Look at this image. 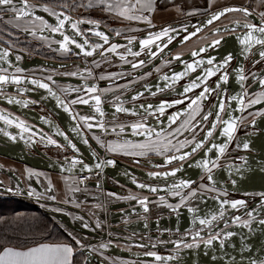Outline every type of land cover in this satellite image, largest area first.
Returning a JSON list of instances; mask_svg holds the SVG:
<instances>
[{
    "label": "flooded vegetation",
    "instance_id": "1",
    "mask_svg": "<svg viewBox=\"0 0 264 264\" xmlns=\"http://www.w3.org/2000/svg\"><path fill=\"white\" fill-rule=\"evenodd\" d=\"M14 1L25 2V0ZM114 1L115 0H105V3L113 4ZM118 1H122L127 4L134 2L135 0ZM173 1L176 0H170L168 4L173 3ZM26 2L28 4L39 5L41 8L47 6L56 13H63L64 15L71 17L72 22L84 21L83 23L77 24L79 33L72 30L68 24H66L65 28L61 31H63L64 34L68 35L70 38L74 37L77 42H80L83 45L85 51L92 50V47L97 44L102 45V47L96 48L92 56L84 55V52L77 49L74 44L68 45L71 50L65 52L61 48L63 38L59 33L53 31H42V33L45 34L44 36L47 37L43 40L45 43L40 44L42 45L41 47L37 46V41L30 39L27 35V37H29L28 39L22 32L23 30L19 31L13 27L16 26L14 25L15 22H8L5 19L9 11L0 10V23L8 29V31L3 33V37H0V45L4 46L5 50L13 54H20L21 56L26 55L29 60L41 58L47 61L70 64L64 68L38 66L30 68L26 71L19 68L22 70L20 72H17L16 69H5L6 71L0 72V74L29 76L52 85L69 105L71 112L74 115L76 126L73 124L72 129L75 131L76 140L78 139L79 144H84L87 148L93 151L96 157L101 160V162L103 161L106 164V168L114 169L113 171L120 173V175H124L127 178H124L125 181L128 180L136 184H145L149 187H156L158 191L161 189L174 190V192L178 191L180 192V195L185 196L187 199L183 204H181L180 195H173L174 192L170 194L142 192L127 188L121 182L111 177H107L106 183L107 186L111 188L110 190L106 188V184L103 181V174L99 172L82 175L89 176L85 182L78 181V178L82 177L81 175L72 177L57 174L64 176L66 185L70 182V178H74L79 186L76 189L78 191L74 192L79 193L78 197H76L77 195L71 193L63 195L61 194L63 188L60 185H57L53 180V183H51L50 180L44 176L45 174L42 171L34 170L26 164L1 155L0 157L25 165L31 170L40 172L41 175H30L28 177V184L26 181L28 178L24 176L21 168L15 166H4L2 162H0L4 166L2 167L0 164V188L13 191L6 192L0 189V193L16 197L19 196L28 200L32 205L37 207L42 206L45 208V212L52 218L54 217L51 213H55L58 214V216L68 217L74 224L82 225L88 229L97 228L98 230H101V232H107L111 237V240L106 241L110 242L112 245L115 244L123 249L138 253L155 252L157 255H161L165 258L171 257L173 260L180 258L185 259L186 253L193 254L194 251L199 250L201 247L212 246L215 242L221 243V241H223V245H226L225 242L229 239V237L226 239V233H233L231 231L233 228H237V226H245V224H247L246 228L249 229L255 222L264 220V212H262L264 211V190H253L249 193L233 192L229 188V186H232L233 183L231 180L226 179L227 175L220 174L218 179L214 176L215 171L223 169L227 166L254 162L257 160V155L259 154V151L256 149L260 148L262 152L264 150V147L262 148V145L264 146V131L252 126L253 121L264 114V108L259 110L255 109L257 105L264 103V83H262V81H264V58L258 57L260 56V51L251 53L245 61V79L243 81L245 92L244 110L242 112L235 137L232 139L225 153L216 162L218 167H213L212 172L210 173L213 177L212 181L208 180L209 173L205 171L191 184V187L181 190L173 188V185L179 184L181 180H190V174L187 172L188 168H184V165L186 163L188 164L195 154L186 157L183 161H173L171 164H167L165 162L166 156L187 153L191 149V144L183 147L181 149V153H176L173 148L171 151L165 152L163 155H157L153 152L145 156H134L132 158L124 157V152L122 154H113L110 148V146L122 145L125 142L132 144L146 142L147 137L143 134V130L138 129L136 131L140 134H134L133 129L130 126L136 123L152 125L155 122L154 119L156 115L154 114L142 115L139 113L133 114V112H117V107L139 104L143 105V109L147 110L148 108L158 107L151 104L152 102L160 103L165 101L167 103H171L172 101L181 99L184 100V103L169 106L160 118H165L166 122L160 124L159 127H149L153 129L151 134L152 139H160L161 141L170 139L169 141H171L172 145H177L178 143L176 142L182 143L184 141L193 140L199 142L205 139L207 131H209L212 124L215 123V121H213L215 116L219 114L221 116V120H224L226 115V106L224 107V112L220 113L218 108L213 111V105L216 102L214 97H211L206 102H204L205 100L198 101L201 110L195 115L194 119L189 121L190 113L188 110L183 116L177 120L175 119V123L173 125H171L167 130H164L167 123L173 122L170 121V117L177 115L182 107L188 106L189 103H191V99L195 98L199 90L183 95L178 94L184 93L182 89H179L177 92V87L188 86L193 82L191 79V71H187L185 79L175 87L165 88L164 90L161 88L173 81L171 76H173L174 73H177V69L179 67L191 64L196 60V58L198 59L203 56L200 55L193 57L191 54L192 52L204 48V46L211 43V41L216 38V29L220 30L222 37L229 36L245 31V28L242 25L245 22L255 23L253 19L245 17L243 13L234 12L240 13L241 16H239L236 20H232V22L227 26L235 27L236 21H239L241 26L236 28L235 33H229L224 32L223 29L225 25H220V22H223L224 18L228 15L227 14L201 33L185 41L183 45L176 47L171 53L163 58V54L167 48L171 47L180 39L188 35V29L190 27L193 29L195 27L194 25L199 23L201 19L207 15L229 6L216 8V10L214 9L211 12H202L197 16L189 15V9L186 12H180V14L176 15L174 18L166 20L157 19L153 15L147 16L146 18H150L152 24L155 25V27H151L139 20H128L114 14L112 10L106 8L105 3H101V0H26ZM160 2L161 0H155L156 6L158 4L163 5ZM89 4L92 6L89 7ZM171 7L173 8L171 5L162 9L157 7V11H172V9H170ZM238 7L247 8L261 20L264 19L260 16V12L255 7L240 5ZM53 19L55 20L54 17ZM89 21L93 23H89ZM185 26H187V31H184ZM128 27L129 30L134 29L135 31L126 32L125 30ZM165 27H172L178 29V31L171 33L172 42L168 44L167 47H164L163 51H160L157 47V45L163 44V40L157 41L156 45H152L149 48L141 50L139 43L141 39L147 38L150 33L159 32ZM96 31H101L106 34L109 37L108 42L105 43L100 37L95 35ZM117 33H119V35H117ZM209 35L212 37H207ZM47 38H49L52 42H49ZM130 39L133 41L131 44L129 43ZM85 40L87 41V44H84ZM27 44H29V49L24 48ZM113 44L119 45L120 47H118L115 52H109L108 49ZM129 48H131L133 52L140 51V55L134 56L130 54L128 51ZM5 50L0 51V53L6 52ZM149 53L155 54L149 55ZM121 55L125 56L126 59L121 60ZM176 55H180L181 59L185 57L191 58L184 62H180L181 59L176 60L175 58H172ZM140 61H145V63L140 64ZM134 63L139 66L135 68L132 67ZM235 63L236 61H232L228 65L224 66L222 72L226 71L227 74L231 73ZM166 76L168 77L167 80L165 79ZM63 78H75L79 82H64L61 81ZM213 81L208 88L213 85ZM15 87L17 86L11 83L0 84L1 100L4 99L8 101L9 99H14L21 101L19 104L0 103V115L5 118L0 119V121L3 122L6 127L15 130L21 135H29V140H26L29 143V145L27 144L28 146H26V150L30 156L37 155L38 150H40L45 156L59 162L70 161L72 163L73 160L82 161L83 163L73 164L82 168V166L86 164L85 159L82 156L76 155L73 150L62 142V140L55 138L46 130L37 127L31 120L26 119L17 110L26 109L30 114L38 113L54 119V112L47 104L48 100L44 94L36 92V94H34L35 97L31 95L24 96L23 94L15 92L11 89ZM88 87H95L98 90L95 93H89L86 91ZM97 95L100 96L102 101L99 107L104 113L103 116L95 110L96 105L94 97ZM206 95L207 93H205V97ZM79 97L88 99L89 103H77L75 105L70 103L71 100ZM221 97H225L224 105H227L226 98L228 97V89H226L225 95L223 93ZM258 99L261 101L260 103H251V101ZM192 108L195 109L196 105H192ZM209 111H213L212 116H209L207 121H203L202 117ZM84 117H89V119L85 121L83 119ZM5 120H11L13 123L8 124ZM21 121L23 122L24 127L28 128L27 126L29 125V131L22 132L20 128L16 127V124ZM185 121H189L186 128L182 127ZM101 123L103 124V128L100 126ZM89 125H91V127H89ZM221 126L222 124H217L216 129L219 130ZM177 128H181V131L177 132ZM192 129H194V131ZM158 131L163 132L160 133ZM156 133H159L160 136L157 137ZM215 133L216 132L213 133V136ZM181 134L182 138L177 140L178 136L180 137ZM246 134L255 139V141L251 143L252 148L250 149L239 147V143L237 142L239 136ZM172 136L173 139H171ZM211 138H207L205 145L208 144ZM17 139L20 138L17 137ZM49 140L56 141V144L50 143ZM75 148H77V146H75ZM88 152L91 154L90 151ZM262 158L264 159L263 154ZM109 160L114 161V164H107V161ZM156 165L163 166L156 167ZM175 168L181 169V171L176 173L175 176L153 177L149 175L151 172L164 173ZM120 170H123V172H120ZM46 173L56 174L54 172ZM15 176L21 181L23 187L19 181L15 179ZM95 182L100 183L101 187L89 186L90 183ZM205 183L212 189L211 191L201 188L200 185ZM50 186L51 190H49ZM234 186L236 187V185ZM66 187L67 186H65V188ZM71 187L73 188L74 186L71 185ZM66 189L69 190L70 188L67 187ZM115 189H118V191H115ZM22 191L27 193L34 191V194L23 195L20 193ZM192 191L197 192L195 197L190 196ZM53 196L55 199H50V197ZM132 196H134L135 199L128 198ZM161 197H163V199H161ZM141 199L147 201V207L149 208L148 212H145L144 206L140 204ZM235 201H244V203L237 204L236 207L233 208L231 205L232 202ZM124 203H127L128 206L114 210L110 208V206L114 204L118 205ZM211 203H215L217 205L212 210H210L209 207ZM167 204H180V207L176 211H173L166 206ZM130 208H134L136 212L139 211L140 213L135 216H131L130 218H126L121 222L132 218L133 220H130V222L134 221L136 223L133 225V230H138L137 232L146 230L148 231L146 235H133L131 234L132 232L125 229L126 233L122 234L123 229L120 227L121 224H119L121 222H113L117 219L114 216V213H121L125 209ZM189 208L193 209V211H189ZM221 210H223V215H221ZM172 216H176V220L179 219L178 222H175L173 225L171 220ZM213 216L216 217L215 220H212ZM236 217H239L240 219L237 220ZM180 219H186L188 222L183 223ZM201 219L211 221V224L201 225ZM98 222L99 227H97ZM57 223L69 234L70 237L73 235L84 237L85 240L82 239L83 247L90 246L91 250L98 253L107 264H119L124 261L125 264H182L179 262L164 261H137L136 263L134 260L117 257L109 253L105 255L97 250L99 239L73 231L64 225L65 222H62L61 224L57 220ZM225 225H227V227ZM103 229H105V231ZM209 233L219 235V239L213 240L211 245L206 243V241L210 238ZM193 237H196V239H193ZM143 243L154 248L149 249L147 246L142 245ZM177 244H179V247H177ZM188 244H191L192 247H187L186 245Z\"/></svg>",
    "mask_w": 264,
    "mask_h": 264
},
{
    "label": "water",
    "instance_id": "2",
    "mask_svg": "<svg viewBox=\"0 0 264 264\" xmlns=\"http://www.w3.org/2000/svg\"><path fill=\"white\" fill-rule=\"evenodd\" d=\"M229 7L244 8V7H238V6H229ZM221 9H224V8H221ZM211 14L201 19L199 23L194 25L195 27L193 29L190 27L188 29L189 31L188 35L190 33L196 32V34L192 36L194 37L197 34L204 31L209 26L216 23L217 21H214L210 25L206 23L207 19L211 16ZM249 18L253 19V21L258 26L260 25L261 19L257 17V15H255L253 12H252V15L249 16ZM197 26H198V29H197ZM247 31L248 30L245 29V31H241V32L229 35V36H225L223 37L221 44L216 45L215 47H213L211 43L204 46V48L205 47L207 48V51L201 52V55L203 56L198 59L196 58L195 61L199 59H204L205 64H203L202 67L201 66L197 67V70L195 72H192V78H191L193 80L192 83H196L198 86L194 88L193 90L189 91V92H195L199 90L195 96L196 98L197 95L200 94L205 87H208L211 84V82L214 80L213 85L210 87V89H214V91H210L209 93H207L206 98L204 99L205 100L204 102H206L211 97L215 98L216 102L213 105V111H214L215 109L218 108L216 107V105H218L221 102L225 103V97L223 98L221 96L223 93L225 95L226 89H228V97L226 98L227 105H225L226 115H225L224 120L235 118L237 127H238L242 112L244 110V103L243 105H241L239 103V100L243 99V101L245 102V92H244V86H243L244 80L241 81L239 77L240 75L244 76V64H245L246 59L249 57V55L251 53L264 50V46L255 45L250 49V51H245V46L240 43V41L237 39V36L242 37L244 34H246ZM186 37L180 39L177 43L167 48V50L163 54V58L167 56L169 53H171L176 47L183 45L185 41L189 40V39H186ZM2 50H5V48L4 46L0 45V51ZM5 51L8 52L9 55L7 57H2L3 52L0 53V57H2L0 58V68L2 69L15 70L17 68H21L23 71H26V70H29L30 68H34L38 66H44V67L46 66L50 68H64L70 65L67 63L63 64V63L54 62V61H47L41 58H34L32 60H29V58L26 55L21 56L20 54H13L7 50ZM229 55L232 56V60L228 62L227 65L231 63L232 61H236V63H235V66L232 72L227 74L228 75L227 82H224L222 77L226 73V71L225 72H222V71H223L224 66H226L224 63L225 58ZM18 57L19 59H17ZM172 58H175V57H172ZM190 58L191 57L182 58L180 62H184ZM208 58L213 59L212 65H208L206 63ZM217 65L220 66L219 70H217ZM209 68H211L215 72V74L210 77H205V72ZM180 72H187L186 65H182L181 67L177 69V73H180ZM177 73H174V75H176ZM6 76L10 78V81L8 83H11V84H14L11 82V78L13 76L19 77L22 80L21 84L19 85L14 84L17 87L11 88L15 92L23 94L24 96L31 95L33 97H35L34 94H36V92H41L42 94H44V96L48 100L47 104L52 108L54 112V116L56 120L55 118L52 119V118L46 117L38 113L30 114L29 111H27L26 109H23V110L17 109V110L26 119L31 120L37 127L43 130H46L47 132L52 134L55 138L62 140V142L65 143L67 147H69L71 150H73V152L76 155L82 156L85 159V163H86L85 165L88 166V168H91L92 171H88V168H86L85 165L82 166V168L81 167L79 168L78 165H73V163H71L70 161L59 162L57 160L51 159L45 156L40 150H38L37 155L30 156L26 150V146L29 145V143L26 141L29 138V135L28 134L21 135L15 130H12L11 128L6 127V125L0 121V155L1 156H5L7 158H10L15 161L26 164L37 171L54 172L56 174H62V175H67V176H72V177L76 175L82 176L86 174H94L96 172H99L103 174V177H104L103 181L106 184V188L110 190L111 188L107 186V183H106L107 177H111L121 182L127 188L142 191V192L160 193V194H166V193L170 194L174 192V190H166V189L164 190L161 189L160 191H157V192H151L149 191L148 185L144 184L146 187L140 188L139 187L140 184H136L128 180L125 181L124 178L125 179L127 178L124 175H120V173L113 171L114 169L106 168V164L103 161L101 162V160H99L96 157L93 151L87 148L84 144H79L78 139L76 140L75 131L72 129L73 124L76 126L74 115L71 112L69 105L64 101L63 97L59 94L57 90H55V88L52 85L48 84L45 81L38 80V79L29 77V76H23V75H6ZM201 77H204V79H200ZM184 79H185V76L175 82L172 81L171 83L163 86L161 89L164 90L165 88L175 87L176 85L180 84V82ZM32 80H35L38 83L47 84L48 88H50L52 92L55 93V95H52L51 92H49L47 88H40L37 85L32 84L31 83ZM61 81L74 82V83L79 82L75 78H63L61 79ZM185 87L186 86L177 87L176 88L177 92L179 89L183 90ZM178 94L183 95L186 93H178ZM12 100L17 101L14 99ZM58 101H62L63 103H60ZM0 103L10 104L7 100H4V99L2 100L0 99ZM162 103L165 105V107H164V111L161 113L159 105H161ZM13 104H19V103L13 102ZM151 104L158 106V107H152V108H148L150 110L148 109L145 110L143 109V105L137 104V105H132V106L124 105V106L117 107V108L128 110V111H121V112H128V113L135 112V113H139L142 115L154 114L156 115L154 119L155 120L154 124L152 125L146 124V125L148 127H152V126L159 127L160 124H162L163 122H166L165 118L164 119L163 118L160 119V118L162 117L164 112L168 109V107L172 106V104L167 103L165 101H162L160 103L152 102ZM65 105L70 109V111L64 110ZM188 106L182 107L179 110L178 114L176 115V120L180 118L181 116H183L188 111ZM261 108L262 109L264 108V103H261L255 107V109H258V110ZM213 121H215V119H213ZM174 123L175 121H173L172 123L170 122L167 123V125H165L166 128L164 130H167ZM252 126H255L259 128L260 130L264 131V114L259 116L257 119H255L252 123ZM27 127L29 128V125ZM223 127L224 125L222 124L221 128L216 131V133L210 139L208 144L205 145L204 143L202 149L200 148L201 150L199 152H197L199 149L193 152L192 154H195L194 157L188 162V164L186 163L187 165L185 164L186 166L184 165V168H188L187 172L190 174L189 181H191L192 183L206 171L202 167H199L200 163L204 160H210V161L217 162L218 159H220L221 156L225 153L232 139L235 137L236 132L233 134V138L229 141L228 138L223 135V132H222ZM237 127H236V130H237ZM158 132L161 133L163 131H158ZM5 133H8L10 135H6ZM12 136H15L16 139L13 140L11 138ZM17 137H19L21 140L17 139ZM254 141H255L254 138L246 134L243 136H239L237 142L239 143V147L245 148L244 144H247L248 145L247 148L250 149L252 148L251 143ZM213 143H215L218 147L211 148V145ZM72 145L77 146V148H73ZM220 145H226L223 153H220L219 151ZM263 147L264 146L262 145V148ZM256 150L259 151V154L257 155V160H255L254 162L230 165L223 169L217 170L214 172L215 178L218 179L220 174L227 175L226 179L231 180V182L233 183L232 186H229V188L233 192L249 193L253 190L263 191L264 190V159L262 158V154L264 157V150L263 152L260 148ZM88 151H90L91 154ZM189 151H191V149ZM92 154L95 157V159L92 156ZM186 157H189V156H186ZM97 164H101L102 167L97 169L96 168ZM120 172H123V170H120ZM15 179L18 180L19 183L21 184V181L16 176H15ZM234 185H236V187ZM21 186L23 187L22 184ZM89 186L90 187H93V186L101 187L100 183L98 182L90 183ZM185 188L187 187H184L181 189H185ZM0 189L6 192H13L5 188H0ZM181 189H177V190H181ZM115 191H118V189H115ZM20 193H22L23 195L24 194L29 195L25 191H22ZM126 206H128L127 203L118 204V205L114 204L110 206V208L114 210V209L123 208ZM215 206H217L215 203H211L209 205L210 210L214 209ZM138 213L140 212L139 211L136 212L134 208L125 209L121 213H114V216L117 219L113 222H117V223L121 222L124 219L130 218L131 216H135ZM51 215L55 217V219L58 220L61 224L62 222H65L64 225L67 228H70L71 230L76 231L78 233L92 236V237L99 239L97 250L105 255L109 253L117 257L128 258V259L134 260L136 263L137 261L157 262V260H155V257L148 255V253L133 252L127 249H123L119 247L118 245H115V244L112 245L110 242L106 241V240L108 241L111 240V237L108 235L107 232H101V230H98L97 228L88 229L82 225L74 224L66 216H58V214H55V213L53 214L51 213ZM130 220H133V219L131 218V219H128L127 221L119 223L121 224L120 227L123 229L122 234L126 233L125 230L132 232L131 234L133 235H146L148 233V231L146 230L141 231V232H137L138 230H133L134 229L133 225H135L136 223L134 221L130 222ZM171 220H172V225H173L175 222H178L179 219L176 220V216H172ZM180 221L183 223L188 222L186 219H180ZM103 230L105 231V229ZM231 231L234 233V235L229 237V239L226 238L227 239V241L225 242L226 245H223L219 242L218 243L215 242L214 245L212 246L201 247L199 250L194 251L193 254L186 253L185 255L188 258L185 257V259L180 258L177 260L176 259L173 260V258H171L170 260L165 259L163 261L164 262H179L182 264H263L264 263V223H261V221L255 222L254 224L250 226L249 229H247L245 226H237V228L235 227ZM134 232H137V233H134ZM225 232H228V231H225ZM142 245L147 246L149 249L154 248L144 243ZM81 252L85 256V259H84L85 264H107L105 263L104 259L100 257L98 253H95L94 251L91 250L90 246L83 247L81 249ZM137 264H141V263H137Z\"/></svg>",
    "mask_w": 264,
    "mask_h": 264
},
{
    "label": "snow or ice",
    "instance_id": "3",
    "mask_svg": "<svg viewBox=\"0 0 264 264\" xmlns=\"http://www.w3.org/2000/svg\"><path fill=\"white\" fill-rule=\"evenodd\" d=\"M140 0H137V3L139 4ZM101 3H105V0H101ZM92 5L89 4V7H91ZM105 6L107 9L112 10L113 9V5L111 3H105ZM116 7H120L119 5H117ZM0 8L7 10L9 12L15 13L16 14V18L20 19L22 17L25 16H31L33 15V13L31 11L28 10L29 6L25 0L24 4L22 7H18L17 4L14 2V0H0ZM142 8H147L148 10H154L153 9V5L151 0H148V2H146L144 5H142ZM42 11L47 12L50 16L54 17L55 20L57 21L56 25H52L49 24L46 20H44L42 17L37 16L36 19L39 20L41 22V24L46 27L51 29V31L59 33L61 35V37L63 38V43L61 44V48L65 51L68 52L71 49L68 47V45L70 44H74L75 47L77 49H80L81 51L84 52V55L86 56H92L96 50V48L102 47V45H95L94 47H92V50L90 51H85L83 48V45L80 42H77V40L72 37L70 38L68 35H65L63 31H61L62 29L65 28V25L70 23L71 21V17L64 15L63 13H56L55 11L49 9L47 6L42 8ZM136 11V9L131 5H127L121 8V10L118 12V15L128 19V20H139L142 23H146L151 27H155V25L152 24V21L150 18H146L144 16H140V15H129V12H134ZM233 12H240L243 13V15L245 17H249L252 15V12H250L247 8H237V7H227L224 9H221L217 12H214L211 14V16L207 19L206 23L207 24H212L214 21H218L221 19V17L226 16L228 13H233ZM193 13H189V15H192ZM260 16L262 18H264V12L260 13ZM84 21H76V22H71V28L73 30H75L77 33H79V30L77 28V24L78 23H83ZM89 23H93L91 21H89ZM236 27H230L225 25L224 26V32H229V33H235L236 32V28L240 27V22L236 21L235 22ZM245 29H247L248 31L246 32V34H244L242 37L241 36H237V39L240 41V43L242 45L245 46V51H250V49L255 46V45H260V46H264V19L261 20L260 25L258 26L255 23H250V22H245L242 25ZM98 27V25H97ZM198 29V26H197ZM178 31V29L172 28V27H165L162 28L159 32L156 33H150L147 38L141 39L140 40V48L141 50L145 49V48H149L152 45H156L157 41H162L163 40V44L162 45H157V47L159 48L160 51H163L164 47H167L168 44H170L172 42V32ZM184 31H187V26H185ZM196 32L190 33L186 39H191L193 35H195ZM95 35H97L98 37H100L105 43L108 42L109 37L104 34L101 31H96ZM117 35H119V33H117ZM215 39H213L211 41V45L213 47H215L216 45H220L221 41L223 39L221 32L219 29L215 30ZM166 38V39H165ZM133 41L130 39L129 43L131 44ZM84 44H87V41H84ZM120 47L119 45H111V47L108 49L109 52H115L116 49ZM129 53L134 55V56H138L140 55V51L137 52H133L131 48L128 49ZM203 51H207V48H201L198 49L194 52H192V56L196 57V56H200L201 52ZM155 53H149V55H154ZM9 55L8 52H4L2 54V57H7ZM260 57L264 58V50H261L259 52ZM0 57V58H2ZM19 59V57L17 58ZM121 60H125L126 57L121 55L120 56ZM176 60H180L181 56L180 55H176L175 56ZM232 60V56L229 55L225 58V65H227L228 62H230ZM145 61H140V64H144ZM206 63L208 65H212L213 64V59L209 58ZM203 64H205V60L204 59H199L197 61H195L194 63L191 64H186V70L187 71H191V72H195L197 70V67L202 66ZM139 65L137 64H133L132 67H138ZM219 65H217V70H219ZM6 71L5 69L0 68V72H4ZM17 72L22 71L21 69L17 68L16 69ZM242 71V70H241ZM215 72L209 68L206 72H205V77H210L212 75H214ZM186 75V72H180L177 73L176 75H174L172 77V80L175 82L181 78H183ZM165 79L167 80L168 77L166 76ZM200 79H204V77H201ZM222 79L224 80V82H227L228 80V75L227 73H225L222 77ZM239 79L241 81H243L245 79V77L243 75H240ZM10 81V78L6 75H2L0 74V84H6ZM11 82L14 84H21L22 80L19 77H15L13 76L11 78ZM32 84L37 85L40 88H47L49 90V92H51L52 95H55L54 92H52V90L50 88H48V85L45 83H38L35 80L31 81ZM262 83H264V81H262ZM198 85L196 83H190L188 86H186L183 91L184 93H188L189 91L193 90L194 88H196ZM97 88L95 87H88L86 89L87 92L89 93H95L97 92ZM210 91H214V89H210L208 87H205L203 89V91L197 95L196 98H192L191 99V103L188 106V110L190 113L189 116V121L191 119L195 118V115L199 113V111L201 110L200 105L198 104V101H203L206 97H205V93H209ZM95 100V105H96V112L99 113L101 116L104 115L103 111L101 110V108L99 107V105L102 103L100 96H95L94 97ZM9 103H21V101L17 100V101H13L12 99L8 100ZM60 103H63L62 101H58ZM261 101L258 100H254L251 101V103H260ZM71 104L75 105L77 103H81V104H88L89 100L88 99H84L83 97H79L77 99H73L70 101ZM172 105H178V104H182L184 103V101L181 100H175L171 102ZM239 103L241 105H243L244 101L243 99L239 100ZM192 105H196V108L193 109ZM26 106V105H25ZM164 107L165 105L162 103L161 105H159L160 111L161 113L164 111ZM216 107H218L219 112L223 113L224 112V103L221 102L218 105H216ZM65 111H70V109L65 105L64 108ZM117 112L120 111H128L127 109H121V108H117L116 109ZM133 114H135V112H133ZM209 116H212V112L209 111L207 114H205L202 117L203 121H207ZM0 119H5L2 115H0ZM85 121H87L89 119V117H84L83 118ZM176 119V115H173L172 117H170V121H175ZM189 121H185L184 125L182 127H187V124L189 123ZM6 123L8 124H12L13 121L11 120H5ZM217 124H223L224 127L222 128V132L223 135L225 137L228 138V140L230 141L233 138V134L236 132V120L235 118L233 119H228V120H221V116L219 114H217L215 116V123L212 124L211 128L209 131H207L206 133V137L205 139L196 142L195 140L193 141H184L182 143H180L178 146L177 145H172L171 141L168 142H164L161 141L160 139L157 140H153L152 139V132L153 129L149 128L147 125L143 124V123H136L131 125L130 127L133 129V133L134 134H140L139 132H137L136 130H143V134L147 137L146 142L144 143H139V144H132V143H128L125 142L122 145H113L110 146L111 150H116V148H122L124 149V154L125 155H133V156H145L149 153H156L157 155H163L165 152L171 151L173 148L175 149L176 153H181V149L183 147H185L188 144H191V151L187 152V153H181L179 155H170V156H166V160L165 162L167 164H171L173 161H183L185 160L186 156H190L192 155L193 152L197 151L198 149L202 148L204 143L206 142L207 138H211L213 136V133L216 132V126ZM101 128H103V124L101 123ZM16 127L20 128L22 132H27L29 131L28 128L24 127L23 122H19L16 124ZM89 127H91V125H89ZM194 131V129H192ZM177 132L181 131V128H177L176 129ZM6 135H10L8 133H5ZM156 136L159 137L160 134L156 133ZM13 140L16 139L15 136L11 137ZM67 139V138H66ZM50 143L52 144H56V141L54 140H49ZM59 146V145H57ZM73 148H75V145H72ZM218 146L213 143L211 145V148H217ZM226 145H220L219 146V151L220 153H223L225 150ZM244 147L247 148L248 145L244 144ZM73 164L76 163H83L82 161H76L73 160L72 161ZM108 164H114V161H107ZM211 165V166H210ZM163 165H156V167H161ZM86 168H88V166L85 165ZM102 165L101 164H97L96 168L99 169L101 168ZM199 167H202L203 169H205L209 175H208V180L212 181L213 177L210 174L212 172L213 167H218V165L216 164L215 161H210V160H204L200 163ZM88 171H92L91 168H88ZM181 171L180 168H175L173 170H171L170 172H151L149 173L150 176L153 177H168V176H175L177 172ZM191 181H184L181 180L179 184H174L173 188L174 189H181L184 187H191ZM140 188H145L146 186L144 184H140L139 185ZM201 187H204V185H201ZM49 190H51V186L49 188ZM149 191L151 192H157L158 189L156 187H149ZM29 195H33V192H29ZM112 195V194H110ZM173 195H180V192L176 191L173 193ZM197 195L196 191H192L190 193V196L195 197ZM129 199H135L134 196L132 197H128ZM50 199H55V197H50ZM161 199H163V197H161ZM186 197L183 195H180V200H181V204H183L186 201ZM222 203H227V202H222ZM244 201H235L232 202V207L235 208L237 204H243ZM140 204L144 206V211L148 212L149 208L147 207V201L144 199L140 200ZM168 208L172 209L173 211H176L179 207L180 204L177 205H172V204H167L166 205ZM189 211H193V209L189 208ZM221 215H223V210H221ZM216 217L213 216L212 220H215ZM237 220H239V217H236ZM261 223H264V220L261 221ZM200 224L201 225H205V224H211V221L208 220H204L201 219L200 220ZM227 227V225H225ZM97 227H99V222L97 223ZM245 227H247V224H245ZM71 235V234H70ZM233 233L229 232L226 233V238L232 236ZM210 238L206 241L207 244L211 245L213 240L219 239V235L218 234H212L209 233ZM73 239L76 241L77 244H80V241L77 240L75 237H73ZM193 239H196V237H193ZM221 244H223V241H221ZM187 247H192L191 244L186 245ZM80 247L83 248V245L80 244ZM177 247H179V244H177ZM75 253V249L70 245V244H57V245H50V244H41L40 246L37 247H30V248H26V249H17V248H13V247H4L3 249H0V264H72V257L74 256ZM148 255L150 256H154L155 260L157 261H163L165 259H171V257H162L157 255L155 252H149Z\"/></svg>",
    "mask_w": 264,
    "mask_h": 264
},
{
    "label": "trees",
    "instance_id": "4",
    "mask_svg": "<svg viewBox=\"0 0 264 264\" xmlns=\"http://www.w3.org/2000/svg\"><path fill=\"white\" fill-rule=\"evenodd\" d=\"M5 31L8 29L0 23V37ZM44 243H69L78 250L69 234L43 209L19 196L0 197V249H26ZM76 259L85 264L80 251L74 254L72 264Z\"/></svg>",
    "mask_w": 264,
    "mask_h": 264
},
{
    "label": "rangeland",
    "instance_id": "5",
    "mask_svg": "<svg viewBox=\"0 0 264 264\" xmlns=\"http://www.w3.org/2000/svg\"><path fill=\"white\" fill-rule=\"evenodd\" d=\"M115 1H118V0H115ZM211 0H176L174 3H173V6L174 8H176L177 12L180 13V12H186L187 10L190 9L189 13H193L191 16H197L198 14H201L202 12H211L212 10H216V8H220V7H224V6H249V7H255L260 13L261 12H264V0H237V2H223V3H217V6L216 5H211L212 3L210 2ZM230 1V0H229ZM15 2V1H14ZM17 4L18 7H22L23 4H24V1H18V2H15ZM28 4V3H27ZM127 4H132V3H127ZM163 5H157L158 8H164L166 6H170L171 4H168V3H162ZM235 4V5H233ZM29 8L28 10L31 11L33 13V15L31 16H25V17H22L20 19H17L16 18V14L15 13H12V12H9L8 13V17L13 19V20H19V21H16L14 24L17 25V26H21V27H24L28 30V32L26 31L25 32V28L22 30H20L19 28L13 26L16 30H19V31H22L26 37L27 35L30 37V36H35L37 38H34L36 40H38L36 43H38L37 46H42L40 44H42L40 42V38L38 36L40 35H45L44 33H42V31H51V29L49 28H46L44 27L41 22L39 20L36 19L37 16H40L42 17L44 20H46L49 24H52V25H55L57 24V21H55L53 19L52 16H50L47 12H44L42 11V8L39 6V5H34V4H28ZM1 13V12H0ZM129 14H132L131 12H129ZM148 14L145 16L147 17ZM241 16L240 13H230L228 14L223 22H220V25H229L232 20H236L238 19V17ZM4 17V16H3ZM6 18V17H5ZM241 18V17H240ZM22 19H27V20H22ZM72 22V21H70ZM231 27V26H230ZM126 32H134L135 30L134 29H131L129 30V27L125 30ZM29 37H27L29 39ZM207 37H212L211 35L207 36ZM32 38V37H30ZM25 49H29V44H27L26 47H24ZM179 138H182V134L180 135V137L178 136V139ZM173 139V136L172 138ZM170 140V139H169ZM169 140H163V141H169ZM181 140V139H180ZM178 143L177 145L180 144V142H176ZM125 150L124 149H116V150H112V153L113 154H122ZM120 152V153H119ZM124 157H129V158H132L134 157L133 155H125ZM0 162H2V164L5 166H15V167H18V168H21L22 171H23V174L24 176H26L27 178L30 176V175H41L40 172H36L34 170H31L29 169V167L25 166V165H22V164H19V163H16V162H13V161H10L6 158H3V157H0ZM1 164V163H0ZM1 164V165H2ZM2 165V167H4ZM42 173V172H41ZM43 173L45 174L44 176H46L51 183L52 180L55 181V183L57 185H60L63 190L61 191V194L63 195H66V194H74V195H77L76 197H78L79 193H74L75 191H78L76 190L78 186L77 182H76V179L74 178H70V182L67 183L66 185V182H65V179H64V176H61V175H57V174H50V173H46V171H43ZM42 173V174H43ZM6 180H8L7 178H5ZM29 184V178L28 180H26ZM71 185H73L74 187L72 188ZM201 185H204V187H201L203 189H207L209 191H211L212 189L210 187H208L205 184H201ZM200 185V186H201ZM65 186L69 187L70 189L67 190L65 188ZM73 195V196H74ZM13 195H11L12 197ZM0 197H10V195L8 194H2L0 193ZM78 203V202H77ZM30 204V203H29ZM36 204V203H35ZM40 206V205H38ZM41 209H45L43 208L42 206H40ZM45 211V210H44ZM55 219V217H54ZM55 221L57 222V220L55 219ZM72 238L75 237L77 240L80 241V244L83 245V240H85L84 237L82 236H71ZM78 237V238H77ZM74 240V239H73ZM75 241V240H74ZM78 250L76 252H81V247H80V244H77L75 242ZM82 253V252H81ZM83 254V253H82ZM84 255V254H83ZM73 260V259H72ZM80 261L78 259H76L75 261V264H80L79 263ZM85 263V262H84ZM119 264H125V261L124 262H121Z\"/></svg>",
    "mask_w": 264,
    "mask_h": 264
},
{
    "label": "crops",
    "instance_id": "6",
    "mask_svg": "<svg viewBox=\"0 0 264 264\" xmlns=\"http://www.w3.org/2000/svg\"><path fill=\"white\" fill-rule=\"evenodd\" d=\"M146 2H148V0H140V2H139V4L137 3V0H135L134 2H131L132 4V6L136 9V11H134V12H131L132 14H129V15H133V16H136V15H140V16H144L145 17V14L147 15L148 14V16H155L157 19H163V20H166V19H170V18H174L176 15H178V14H180V13H178L177 12V10H176V8H174V6H173V3L175 2V1H173V3L171 4V6H173V8L171 7L170 9H172V11H162V12H158L157 11V6H156V4H155V0H151V2H152V5H153V9L154 10H148L147 8H142V5H144ZM168 2H170V0L169 1H166V0H161V2L160 3H168ZM210 2H212V0L210 1ZM216 2H219V0H217V1H215V3ZM176 3V2H175ZM114 7H113V9H112V11H113V13L114 14H117L118 15V12L121 10V8L122 7H124V6H127V5H129V4H126L125 2H122V1H114L113 2V4H112ZM117 5H119L120 7H116ZM233 5H235V4H233ZM162 9V8H161ZM0 10H4V9H2V8H0ZM120 16V15H119ZM122 17V16H121ZM8 22H16V21H19V20H13V19H11V18H9L8 16H6V18H5ZM22 20H27V19H22ZM134 21H137V20H135V19H133ZM5 21V20H4ZM7 21H5V22H7ZM15 25V24H14ZM71 25V22L70 23H68V26L69 27H71L70 26ZM15 27H17V28H19V29H21V30H23L25 27H21V26H15ZM73 30V29H72ZM28 32V30L25 28V32ZM75 31V30H74ZM30 37H32V38H30V39H32V40H34V41H38V40H36V39H34V38H37V37H35V36H30ZM39 38H40V41H41V43L43 44V43H45V42H43V40H44V38H46L47 36H44V35H40V36H38ZM49 37V36H48ZM47 40H49V42H52V41H50V39L49 38H47ZM44 244H50V245H57V244H69V243H44ZM41 244H39V245H35V246H31V247H37V246H40ZM30 248V247H29ZM75 249V248H74ZM76 249H75V253H76ZM74 253V254H75ZM72 259H73V257H72ZM73 261V260H72Z\"/></svg>",
    "mask_w": 264,
    "mask_h": 264
},
{
    "label": "bare ground",
    "instance_id": "7",
    "mask_svg": "<svg viewBox=\"0 0 264 264\" xmlns=\"http://www.w3.org/2000/svg\"><path fill=\"white\" fill-rule=\"evenodd\" d=\"M215 1H217V0H212V2H211L212 4L211 5H213V6L216 5L217 6V3H223V2H227V1L228 2H237V0H230V1L229 0H219V2H216V3H215Z\"/></svg>",
    "mask_w": 264,
    "mask_h": 264
},
{
    "label": "built area",
    "instance_id": "8",
    "mask_svg": "<svg viewBox=\"0 0 264 264\" xmlns=\"http://www.w3.org/2000/svg\"><path fill=\"white\" fill-rule=\"evenodd\" d=\"M88 177H89V176H82V177H79V178H78V181H79V182H85L86 179H87Z\"/></svg>",
    "mask_w": 264,
    "mask_h": 264
}]
</instances>
